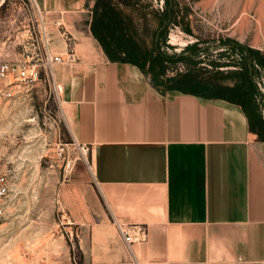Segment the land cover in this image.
I'll return each mask as SVG.
<instances>
[{"label": "crops", "instance_id": "crops-1", "mask_svg": "<svg viewBox=\"0 0 264 264\" xmlns=\"http://www.w3.org/2000/svg\"><path fill=\"white\" fill-rule=\"evenodd\" d=\"M101 2L40 0L49 53L67 56L72 46L76 59L48 64L47 47L32 43L29 58L18 61H37L39 79L57 87L60 137L90 148V167L80 163L60 185L72 186L62 197L82 224V264H264V137L244 105L211 86L216 69L238 67L207 73L195 70L194 59L196 83L165 82L174 76L151 69L159 27L152 48L144 35L136 39L138 49L127 45L115 53L93 31L109 9ZM114 8L134 15L122 3ZM137 25L142 35L148 32ZM64 28L73 37L70 47ZM239 58L235 52L222 61ZM22 84L11 76L2 88L15 99ZM257 114L264 122L260 108ZM119 224H138L144 234L128 246Z\"/></svg>", "mask_w": 264, "mask_h": 264}, {"label": "rangeland", "instance_id": "rangeland-1", "mask_svg": "<svg viewBox=\"0 0 264 264\" xmlns=\"http://www.w3.org/2000/svg\"><path fill=\"white\" fill-rule=\"evenodd\" d=\"M138 5L142 6L140 11L131 6L132 17L143 23L145 19L138 13H147L148 32L140 37H146L149 48L153 46L154 30L159 27L158 34L167 9L172 7L173 19L156 37L160 50L173 56L187 52L184 55L199 62L196 71L216 69L210 61L223 60L218 48L223 38L252 46L264 55V0H139ZM33 30L28 0H0V61L29 58ZM190 46L194 50H188ZM165 63L168 76L194 70V62L182 59ZM258 68L256 98L264 117V68ZM58 100V89L49 78L24 87L15 99L12 95L0 98V162L14 182L13 204L0 219V264L84 261L78 249L82 224L75 221L62 197V191L72 186L60 185L73 178L80 163L90 167L91 155L90 150L76 145L62 150V145L74 142L60 137Z\"/></svg>", "mask_w": 264, "mask_h": 264}, {"label": "trees", "instance_id": "trees-1", "mask_svg": "<svg viewBox=\"0 0 264 264\" xmlns=\"http://www.w3.org/2000/svg\"><path fill=\"white\" fill-rule=\"evenodd\" d=\"M119 3H122V5H124L125 7H135V5L139 3V0H115V3L113 0H102L101 4L109 9H107L105 13L102 14L101 17L103 21L101 20L102 22H100L98 30H93L94 34L106 46V48L114 51L115 53L121 51L127 45H129L128 47L131 50L138 49V47L136 46V44H138L136 39L141 38L140 36H142L143 33V31L140 32L137 29V21L135 22V19L131 14L122 12L121 10L114 8L119 6ZM142 6L145 5L142 4ZM142 6L140 5L139 9H141ZM143 13L139 15L143 17V20L145 19V21H147V13ZM173 15L174 12L172 10V7L170 6V8H168L167 12L165 13V18L162 21L159 32L158 34H156L157 38L163 34L164 27L173 19ZM145 21L142 24L147 30L148 23ZM190 30L191 29L188 27L187 31ZM109 39V42L113 43L114 45L112 46L113 48L108 47ZM220 44L229 45V49L224 50L222 52V55L227 57L235 52H238L240 54V58L238 60L231 59L229 60V62H223V64L222 62L212 61V66L216 67L225 64L235 65L238 68L227 70L226 72H224V70L217 69L215 74H213L211 78V86L213 90L217 91L218 93L221 92V95L244 105L249 114L251 125H253V127L255 128H258L262 133V136L264 137V122L257 114L259 105L256 102L258 90L255 80V76H258L261 71V69H259L258 67L264 68V55L260 50L252 46L243 44L235 39L223 38L222 40H220ZM190 47L192 48V46ZM158 50L159 56L156 59L157 62H155V64H153V67H151L155 75L159 76L165 74V62L167 60L175 61L176 59H182L186 63L194 62L192 56H186L184 54L173 56L168 54L167 52H163L162 50H160V45ZM155 65L157 66V70H155ZM194 75V72L187 71L177 74L173 78L165 76V82L173 79V81H176L181 85L189 86L192 85V83H196V81H194L193 79ZM220 75L222 76V78H226L231 81V83L229 82L226 85L220 84L218 79Z\"/></svg>", "mask_w": 264, "mask_h": 264}, {"label": "built area", "instance_id": "built-area-1", "mask_svg": "<svg viewBox=\"0 0 264 264\" xmlns=\"http://www.w3.org/2000/svg\"><path fill=\"white\" fill-rule=\"evenodd\" d=\"M30 3L31 9H32V15H33V32L32 34V42L36 46L41 45L47 47L45 50V62L48 64H51L53 62H64V61H74L76 59L75 57V51L73 47L69 49L67 56L62 55H51L49 52V44L51 42L50 35L47 28V19H46V13L45 9L42 8L39 0H28ZM55 25L58 27H62L61 21H55ZM31 30V29H30ZM35 32V34H34ZM61 34L63 38L67 41L69 44V47L73 41L72 34L67 30L63 29L61 30ZM34 35V36H33ZM40 71H39V64L37 61H34L30 59V61L25 62H15L11 60H4L0 61V92L6 94L7 96H11V92L6 91L2 88L3 82L8 80L11 76L16 78L17 80H20L24 85L30 86L34 84L39 79ZM259 89L262 90V87L260 85V82H258ZM263 91V90H262ZM263 115H264V109H263ZM69 145H76L80 147L81 149L85 151H89L90 148L86 144L81 143H65L62 145V150L64 151L65 148H69ZM1 160V158H0ZM12 184H13V178L11 174L2 167V164L0 162V219L5 218L7 215L10 206L12 203V196H11V190H12ZM119 232L124 239L125 243L129 246L133 242H135L138 239H141V237L144 234V230L142 226L138 224H119L118 225Z\"/></svg>", "mask_w": 264, "mask_h": 264}]
</instances>
